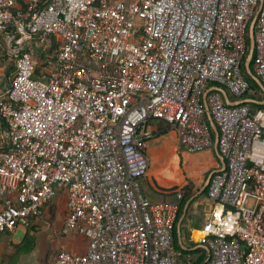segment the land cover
<instances>
[{
    "label": "built area",
    "instance_id": "obj_1",
    "mask_svg": "<svg viewBox=\"0 0 264 264\" xmlns=\"http://www.w3.org/2000/svg\"><path fill=\"white\" fill-rule=\"evenodd\" d=\"M39 1L0 0L14 66L0 98V236L63 195L60 236L85 247L61 244L54 264H197L175 244L182 192L153 201L139 180L154 121L189 154L214 148L212 122L224 168L206 185L204 264H264V103L250 102L264 97L241 73L256 12L250 62L264 88V0ZM50 36L55 60L38 73Z\"/></svg>",
    "mask_w": 264,
    "mask_h": 264
},
{
    "label": "crops",
    "instance_id": "obj_2",
    "mask_svg": "<svg viewBox=\"0 0 264 264\" xmlns=\"http://www.w3.org/2000/svg\"><path fill=\"white\" fill-rule=\"evenodd\" d=\"M13 74H14V67H12V63H10V60L6 59V58L0 59V98L5 96V94L9 90L10 84H11V81L13 78ZM162 125H163V123L162 124H159V123L155 124V122H153L151 124V127H152L153 132H154V136L150 140V146H149V151H148V155H149V159H150V170H149L148 176L145 178H142L140 180V187H141L144 195L153 201L170 199L172 197L174 200H176V196L174 194L176 193V191H179V189L173 190V187L175 185H177V183H178L177 179H174L175 176H173V175H172L173 176L172 178L168 179V182H166L164 184L160 183L159 179H161L162 177L160 175V178H159L158 174H156L157 169L154 170V168H156V166L153 165V163L151 161V154H153L156 149H158V152L156 153V155H159L160 158L162 157L164 152L166 153V151H170V150H167L166 148L164 149V151L160 150V147L162 146V144L164 143V141L166 139H169L170 142H172L173 149H174V156L177 157L178 163H179L180 158L183 159V160L180 159V164L177 165V168L175 169V171L178 168H182V169H185L186 171L188 169V171L191 173V171H193L192 165L188 166V162H194L198 166L197 168L203 167L202 169H204V166L200 165V161H201V158H203L205 155H207V151H204L200 154H198V153L197 154L183 153L179 149L177 135L175 132H170L168 130V132L165 134H161V135L158 134V129L160 127L164 128V126H162ZM166 144H167V142H166ZM3 147H4L3 132H2V129L0 127V148H3ZM177 151L179 153L178 156H177ZM214 154L216 155L218 161L220 162L219 157L217 156L215 150H214ZM161 160L162 159H160V161ZM181 160L184 162V164L182 163ZM156 177L158 180L156 179ZM189 177L190 176L187 175V178H188L187 183L189 182ZM162 179H164V178H162ZM182 188H184V187H182ZM203 196H204V200L206 202L204 205H201V207H200V205L198 203V199H197L199 197H195L193 200H191L190 203H188V201L190 199L187 201L185 207L183 208V214L180 216V218L178 220V224H177L178 233L180 234V228L185 223L191 230L189 238L194 242L196 241V243H199L197 241H199L200 239L197 240L194 236V233L196 232V234H198V233L201 234V232H202L201 228L204 224V221L208 217L209 208H210V202L206 199L205 194ZM58 197H61L60 210L61 211L63 210V212H64V196L59 195ZM56 198H54L53 200H55ZM173 199H170V200H173ZM199 208H201V209H199ZM63 221H64V215H63L62 222H61L60 226H58V227L55 226V229L59 233L60 239H62L61 244H63V243L66 244V247H68L72 251H79L80 250L79 245H83V243H80L78 245V247L76 246L79 243V238L75 237V235L60 236V231H61V228L63 225ZM44 224H46V222H43V219L37 220L35 222V225H38L39 228H43ZM46 228H48V227H46ZM24 230L25 231H24L23 237L18 242H15L12 240V236L14 235L15 231H13V232L6 231L0 236V264H24V263H22L24 261L23 259L27 258L28 256H31V255H40L41 256L47 252L48 248L50 247L48 230L41 229L38 233H33L32 231H30V233H29V229H27V227H25ZM43 231L47 232V236H46L47 237V246L44 249V251L39 252L37 249L38 238ZM27 233H29V235L35 237V246L29 253L25 254L24 252H22L21 247H22V241L25 238V236L27 235ZM197 237H200V236H197ZM59 248H60V245H59ZM81 250L83 251V250H85V248H83ZM53 264H54V262H53Z\"/></svg>",
    "mask_w": 264,
    "mask_h": 264
},
{
    "label": "trees",
    "instance_id": "obj_3",
    "mask_svg": "<svg viewBox=\"0 0 264 264\" xmlns=\"http://www.w3.org/2000/svg\"><path fill=\"white\" fill-rule=\"evenodd\" d=\"M49 1L50 0H40L38 5H37V8H41L45 5H47ZM0 37H2V39H3L4 33L0 32ZM40 39L38 37V41H40ZM245 41H246V52H245L244 58H246L247 53H248V48H249L248 31H246ZM58 47H59V41L54 36L46 37V39L43 43H41L39 46L35 47V57L40 64L39 68H38V73L40 71H42L43 69L48 68L52 65V63L55 60L54 58H55V55L57 53ZM0 49H2V51H3L2 58H6V57L8 58L7 47H6L5 43L1 42V40H0ZM12 67H14V66H12ZM251 67H252V65L250 62V68ZM241 73H242L243 77L245 78V80L247 81V83L249 84V86L255 90L254 99L261 100L264 97V95H263L261 89L259 88V86L257 85V83L254 81V79L249 74H247V72L245 71L244 64L241 65ZM251 106L254 108L259 107V105L254 104V103H252ZM0 127L2 129V132H4L5 129L7 128L6 123L3 121V119L1 117H0ZM168 130H170L168 126H166V128L160 127L158 129V134L159 135L165 134L168 132ZM164 142L168 143V146L166 147L167 150L173 149V145H171L170 140L164 141ZM2 149H4V147L0 148V150H2ZM204 151H207V155H205L203 158H201L200 165L204 166V169H206L207 172H204V174L201 173L200 175L197 174V175H194L192 177H189V182L187 183V185L184 188L179 189V191L182 192V194H183V202L181 204L180 216L183 214V208L185 207L187 201L191 197L197 195V193L203 187L204 180L208 176V174L212 170H215V169L219 168V166H220V162L218 161L216 155L214 154V148L213 147L205 149ZM204 151H202V152H204ZM202 152H200V153H202ZM194 154H197V153H194ZM205 192H206V187L204 188L203 193H201L198 196L199 197L201 195L203 196L205 194ZM180 216H179V218H180ZM187 228H188L187 225L184 223L180 228V234H179L178 229H177V225H176V228L174 229V238H175V244H176L177 248L182 250V251H187V252H190L194 255H197L199 258L197 261V264L207 263V258L209 257V252L204 248V244L196 243L189 238L190 229H187ZM27 229H29V233H30V231H32L33 233H38L41 230V228H39V226L35 225V224L28 225ZM29 233H27V235L25 236V238L22 241L21 250L25 254L29 253L35 246V237L29 235Z\"/></svg>",
    "mask_w": 264,
    "mask_h": 264
},
{
    "label": "rangeland",
    "instance_id": "obj_4",
    "mask_svg": "<svg viewBox=\"0 0 264 264\" xmlns=\"http://www.w3.org/2000/svg\"><path fill=\"white\" fill-rule=\"evenodd\" d=\"M0 40L2 43H5L4 38L2 39V37H0ZM2 56H3V51H2V49H0V59H3ZM6 59H8V58L6 57ZM10 63H11V61H10ZM154 122H155V124H157V123L162 124L163 123L161 120H156ZM162 126H164V128H166L164 123ZM169 131L174 132L172 130H169ZM166 140L168 141L169 139H166ZM171 145H172V142H171ZM167 146H168V143L166 144V142H164L162 144V146L160 147V150L164 151V149ZM157 152H158V149H156L155 152L153 154H151V161H152L153 165L156 166V168H154V170L157 169L156 174H158L159 178H160V175L162 178H164V179H162V178L159 179L161 184L168 182V179L172 178V175L175 176L174 179H177L178 183H181L182 182V180H181L182 175L183 176L186 175V177H187V175H189L190 177H192L194 175H197V174L200 175L201 173L204 174V172H207L206 169H202L203 167L197 168L198 166L194 162H188V166L192 165L193 171H191V173L188 171V169L186 171L185 169H182V168H178L176 170L177 171L176 172L175 169L177 168V165L180 164V159H182V158L179 159V163H178L177 157L174 156V149H172L170 151H166V153L164 152V154L162 155L161 158L159 157V155H156ZM198 154H200V152ZM178 155H179V153L177 151V156ZM159 158L162 160L160 161ZM182 163L184 164L183 161H182ZM206 178H205V180H206ZM156 179H157V177H156ZM205 180H204V182H205ZM139 183H140V180H139ZM203 186H204V184H203ZM141 191H142V189H141ZM142 193H143V191H142ZM198 195H200V194H198ZM197 197H199V196H197ZM170 199H173V197ZM197 199H198V203H199L200 207H201V205H204L206 202L204 200V196H202V195ZM60 202H61V197H57L55 200L51 201L47 205V207L45 209L44 216H43V222H46V224H44V227L41 229L48 230V233H49L50 247L48 248L47 252L41 256L40 255L28 256L27 258L23 259L24 261L22 263H24V264H49V263L53 264L54 257L56 255V253L58 252L59 245H61V241H62V239H60V237H59L58 231L55 229V226L56 227L60 226V224L62 222L63 215H64L63 210L62 211L60 210ZM199 209H201V208H199ZM47 223H49V224L47 225ZM46 227H48V228H46ZM24 229H25V227H22V226L17 227L15 229L14 235L12 236V240L15 242L20 241L23 237V234L25 231ZM187 229H190V228L188 227ZM190 233H191V230H190ZM194 236L197 240H199L203 237V236L197 237L196 232L194 233ZM75 237L79 238L78 236H75ZM83 242H84V240L82 238H79V243L76 246L78 247V245L80 243H83ZM197 242H201V241L199 240Z\"/></svg>",
    "mask_w": 264,
    "mask_h": 264
},
{
    "label": "water",
    "instance_id": "obj_5",
    "mask_svg": "<svg viewBox=\"0 0 264 264\" xmlns=\"http://www.w3.org/2000/svg\"><path fill=\"white\" fill-rule=\"evenodd\" d=\"M260 3H261V0H259V6H260ZM255 19H256V12L254 14V17L251 20V23H250V26H249V29H248V33H249V48H248L247 57L245 58V61H244V68H245L247 74H249L254 79V81L257 83V85L259 86V88L264 91V88H263L262 83L256 78V76L252 73L251 68H250V59H251V56L253 54V49H254L253 27H254ZM222 92H223L224 98L226 99V102L229 104V102L227 101L226 93L224 91H222ZM250 102H253V103H256V104L257 103L260 104V103H264V99L261 102H257L255 100H251ZM211 127H212V129H213V131L215 132V135H216V139H215V143H214V150L216 151V154L219 157L221 166H220L219 169L212 170L208 174V177L206 178V180L204 182V186L200 189V191L195 196H198V194L203 193L204 188L206 187V185L208 183L209 177H210V175L213 172L218 171V170L224 168L223 158L217 152V131H216V128H215V126H214V124L212 122H211ZM181 180H182V182L181 183H178L177 185H175L173 187V190H178V189H181L182 187H184L186 185L187 181H188V178L186 177V175H184V176L182 175ZM195 196L191 197L190 200L188 201V203H190L191 200H193L195 198ZM46 236H47V232L46 231H43L41 233V235L39 236V238H38V246H37V249H38L39 252L44 251V249L47 246V237ZM208 252H209V249H208Z\"/></svg>",
    "mask_w": 264,
    "mask_h": 264
},
{
    "label": "bare ground",
    "instance_id": "obj_6",
    "mask_svg": "<svg viewBox=\"0 0 264 264\" xmlns=\"http://www.w3.org/2000/svg\"><path fill=\"white\" fill-rule=\"evenodd\" d=\"M196 236H203V232H201V234L200 233L196 234Z\"/></svg>",
    "mask_w": 264,
    "mask_h": 264
},
{
    "label": "flooded vegetation",
    "instance_id": "obj_7",
    "mask_svg": "<svg viewBox=\"0 0 264 264\" xmlns=\"http://www.w3.org/2000/svg\"><path fill=\"white\" fill-rule=\"evenodd\" d=\"M187 185V184H186ZM185 187V186H184Z\"/></svg>",
    "mask_w": 264,
    "mask_h": 264
}]
</instances>
